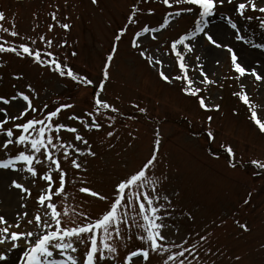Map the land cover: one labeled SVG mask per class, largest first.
<instances>
[{
	"label": "rangeland",
	"instance_id": "374dc122",
	"mask_svg": "<svg viewBox=\"0 0 264 264\" xmlns=\"http://www.w3.org/2000/svg\"><path fill=\"white\" fill-rule=\"evenodd\" d=\"M236 2L234 0L233 5L225 3L210 18L211 23H226L225 17L231 16L241 28V35L246 34L245 38H250L254 43H264V27L260 26L257 19L261 14L249 9L246 15L253 19L245 20L232 11ZM256 2L260 5V0ZM133 3L140 4L145 11L139 15V25L129 26L127 37L120 43L111 69V80L104 93H100L98 88H78L70 79L61 78L34 65L30 59L4 53L0 54V64L3 65L0 67V95H13V85L25 90V86L30 83L39 94L38 98L33 99L37 108L44 104L52 107L64 102L75 105L61 113L62 120L72 113L80 115L90 109L94 91L119 108V113L103 114L115 118L111 128L105 119V127L99 132L83 133L97 153L95 158H85L88 169L86 174L72 169L70 164L62 163V167L69 173V179L85 175L90 182L89 185L78 182L66 186L70 194L67 201L70 209L75 206L76 211L94 217L106 207L103 201L80 193L78 188L91 186L101 195H109L113 183L119 177L137 169L150 156L154 130H159L160 163L155 171L157 175L163 174L166 177L162 194L172 200L168 206L171 216L165 221L169 225L166 230L168 238L176 243L188 238L190 245L199 240V236L206 235L207 241L201 242L199 246L198 264H264V169H257L249 162L252 158L264 161V134L259 132L250 119L248 106L233 95L241 91V83L247 84L245 91L259 110L264 106V81H256L251 76L234 79L237 74L230 67L227 53H219L218 50L216 53H208L197 44L196 50L189 54L192 57L191 67L195 66V56H201L204 71L217 82L206 86L201 95L206 102L210 96L214 104L220 105L219 111H204L196 97L182 92L181 81H173L171 84L165 82L157 70L130 47L132 34L147 24L159 29V34L157 40H151L143 47L148 49L149 55L158 50L161 54L158 58H162V54L169 50L168 42L192 29L196 19L185 12H181L179 17H168V11H179L189 5L168 9L161 0H99L97 5L92 0H0V11L6 17L0 23L11 30L14 21L15 30L21 37H32L37 41L35 47L38 48L44 47L38 35H45L53 41L51 50L54 53L59 54L61 59L66 57L74 70L90 74V78L98 81L113 36L126 23ZM149 8L154 9V14H148L146 10ZM53 11L57 15L55 21L51 17ZM166 20L173 22L162 27ZM61 23H69L71 28L64 30L59 26ZM50 24L54 25L51 32L48 31ZM65 39L67 45L58 47ZM3 40L9 43L22 42L19 38L0 32V42ZM229 43L234 48L245 49L249 64L244 66L252 67L259 63L257 71L264 76V49L236 41L235 30H232ZM73 51L77 53L75 57L71 55ZM217 59L220 60L219 65L216 64ZM191 67L189 76L199 78V69L193 71ZM165 72L168 73L167 65ZM179 74V68L174 64L171 75ZM15 75H23L24 79L15 80ZM133 104H139L147 111L140 112ZM8 111L10 115L18 114L15 105L9 107ZM258 114L264 119V111ZM31 115L29 113L25 119ZM208 116L213 117L211 128L214 130V140L207 136ZM70 123L79 127L75 121ZM11 126L10 122L5 127ZM108 131H114L115 135L108 138ZM63 135L68 137L70 134ZM226 146H231L236 154L235 168L229 164ZM35 184V187H31V196L21 200L16 195L17 190L9 189L4 183L9 192L3 198L0 194V214H4L10 223L14 222L12 217L16 213L25 210L29 212L28 219L33 218L35 211H41L42 214L37 197L38 189L45 187V184L39 179H36ZM250 193L251 201L245 205L244 201ZM56 199L59 201L60 198ZM21 203H26L27 209L21 208ZM237 220L246 223L250 231H244L236 223ZM29 227L27 220H22L21 228H13L11 231H22ZM20 243L23 245V240ZM142 246L134 237L128 248H120V257ZM10 247L5 244L0 249ZM20 252L21 249H17L11 253V264H15ZM237 256L241 259L236 260ZM133 259L134 264H144L142 258ZM148 264H160V257L150 253Z\"/></svg>",
	"mask_w": 264,
	"mask_h": 264
},
{
	"label": "snow or ice",
	"instance_id": "6c2138e0",
	"mask_svg": "<svg viewBox=\"0 0 264 264\" xmlns=\"http://www.w3.org/2000/svg\"><path fill=\"white\" fill-rule=\"evenodd\" d=\"M99 0H92L97 5ZM161 3L168 9L178 5H189L179 11H168V17H179L185 12L196 17L192 29L182 33L177 38L168 42V51L162 54L157 52L149 55L144 44L151 40H157L159 29L149 27L147 24L139 27L130 37V47L137 51L138 55L146 60L150 67L157 70L162 80L171 84L173 81L183 83L182 92L186 95L196 97L199 106L204 111H219L220 105L214 104L211 97L208 101L201 93L206 86L214 85L217 82L209 78L203 69L201 56H195V66L191 67L193 53L197 44L201 50L208 53H227L231 69L237 74L233 77L240 80L242 77L251 76L256 81H264L256 66L245 67L249 64L246 51L243 48H234L229 43L232 30H235L236 41H243L257 49H264V43H254L250 38L246 39L241 35V28L238 27L231 16H226V23H211L212 17L217 10L223 8L225 3L233 5L234 0H161ZM259 12L257 17L261 27H264V0L260 5L256 0H237L232 11L245 20H252V16L246 15L248 10ZM58 10V9H57ZM145 10L140 4L133 3L126 23L114 34L112 46L104 58L101 68V75L98 81L90 78V74L74 70V67L65 57L54 53L53 41L45 35L39 34L38 39L44 45L43 48L35 47L37 41L32 37L23 36L15 30V23L12 22L11 30L0 23V32L7 33L10 37L19 38L22 42L9 43L8 40L0 42V54H15L20 59H30L34 65L45 68L61 78L70 79L78 88H98L100 93L106 91V85L111 80V69L113 61L119 49L121 41L127 37L129 26L139 25V15ZM149 15L154 14V9L146 10ZM52 19H57L56 11L51 14ZM5 13L0 11V22L5 20ZM172 20H166L162 27H167ZM64 30H69V23L59 25ZM54 25H49L51 32ZM67 45L65 39L58 47ZM239 53V55H238ZM77 55L75 51L71 53ZM186 57L188 58L186 60ZM220 60H216L219 65ZM177 65L179 75H171V68ZM167 65L168 73L165 72ZM3 65L0 64V67ZM199 69V78L189 76V70ZM15 80L24 79L23 75H15ZM227 78V77H226ZM241 91L233 95L239 97L248 106L250 119L258 127L261 134H264V119L258 114L264 111V106L258 107L252 103L245 91L247 84H240ZM14 94L10 96L0 95V184L6 182L9 189L17 190L16 195L21 200L25 196H31V187H35L36 179L42 180L45 187L39 188L37 197L38 208L32 219H28L27 210L16 213L9 222L4 214H0V246L9 244L10 248L0 249V264H11L10 255L17 249H21L15 264H134V259L143 260L148 264L150 253L160 257V264H193L199 261V246L208 237L199 236V240L189 245V239L185 238L181 243H176L168 238L166 230L169 225L165 222L170 218L169 207L172 200L166 194H162V185L166 180L163 174L157 175L156 168L160 163L161 135L159 130H154V139L151 154L142 164L133 171L119 177L112 185L109 195H101L99 191L91 186H81L80 193L86 194L106 205L94 217L83 212L76 211L75 206L70 209L67 201L70 194L66 186L70 183L76 185H89L90 182L85 175L69 179V173L62 167L63 164H70L71 168L81 173H87L85 158L97 156L92 144L86 138L85 132H99L105 127L104 120L109 121L108 127L115 123L113 116H104L105 112L119 113L115 104L95 91L92 95V107L78 115L72 113L66 119H61V113L75 107L71 103H60L50 107L48 104L37 108L33 99L38 98V93L32 84H27L25 90L13 85ZM31 94V95H30ZM18 109V114H9V107ZM140 112H146L139 104H133ZM31 113V117L25 119ZM212 116L207 117L209 127L207 136L215 139L214 130L211 128ZM20 121V122H18ZM75 121L79 127L73 126ZM11 122V127H5ZM70 134L66 137L63 134ZM114 131H108L106 136L111 138ZM15 149V151H13ZM231 167H237L236 154L231 146H226ZM257 169H264V161L252 158L249 161ZM30 184L31 186H26ZM56 198H60L57 201ZM251 201V193L245 199L247 205ZM20 207L27 209L26 203ZM66 218V219H65ZM27 220L30 226L22 231H11L21 228V221ZM236 223L244 230L250 231L246 223L239 220ZM123 226V227H122ZM135 237L143 245L136 250L127 252L120 257V248H128L129 242ZM23 240V245L20 241ZM81 249L83 251L81 252ZM210 254V250H208ZM119 258V259H118ZM241 257L237 256L236 260Z\"/></svg>",
	"mask_w": 264,
	"mask_h": 264
},
{
	"label": "bare ground",
	"instance_id": "6f19581e",
	"mask_svg": "<svg viewBox=\"0 0 264 264\" xmlns=\"http://www.w3.org/2000/svg\"><path fill=\"white\" fill-rule=\"evenodd\" d=\"M217 24V23H215ZM7 192H9L8 188L4 186V184H0V194L2 195V198L8 194ZM10 203V202H9Z\"/></svg>",
	"mask_w": 264,
	"mask_h": 264
}]
</instances>
